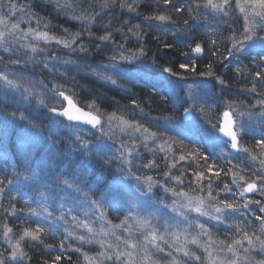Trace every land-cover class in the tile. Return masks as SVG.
I'll return each instance as SVG.
<instances>
[{
	"label": "rangeland",
	"instance_id": "obj_1",
	"mask_svg": "<svg viewBox=\"0 0 264 264\" xmlns=\"http://www.w3.org/2000/svg\"><path fill=\"white\" fill-rule=\"evenodd\" d=\"M62 1L64 3V0ZM216 2L219 3V0H216ZM160 3H162V0ZM202 3L203 0H201V7L198 11L190 13L187 0L173 2L174 5H181L184 9L183 12L186 15L183 19L180 18L181 21H189L190 19L186 18L188 15H192L195 19L194 24H192L191 20L188 23L189 25L184 24L182 30H186L189 34L191 31H196V27H198L196 32V34L198 33V37L193 33L194 36L186 37L184 41L188 39V41L185 42H187L186 45H190L193 42H197L196 40L198 38L201 40V38L205 36L214 39L212 34L215 33L216 36H221V43H218V48L219 50L225 51V56L219 53L218 57H215L212 55L213 51L211 49L209 50L211 52L208 54L202 51L204 54L201 52L198 53V55L191 50L192 55L189 59L193 60L188 62L189 69L195 66V70L181 69L177 64L170 66L166 65L165 67H173V71L177 73L176 76H170L163 71V66L153 64V60H144V57L140 55L138 51H135L136 46L133 45L135 43L131 40L123 42L124 45H120L123 47H118L119 45L110 43L109 45L112 46L110 50L118 51V53H112L110 51V53L116 57V60H111V56H108L105 60L103 59L104 61L94 58L90 63V67L95 70L94 74L102 83L108 84L109 82L110 88L118 92L116 96H119L120 102L123 101L124 104H119V102H115L113 99H106L105 102L97 98L92 99L89 92L84 91L86 90L85 88H76L77 85L75 84L70 87L71 94H66L70 100L75 102L84 111H88L93 115H97V111H99L102 117V127L97 126V128L90 129L84 126L81 128L76 124H65V132L69 134L71 144L75 147V149L70 152V158L74 160L76 157H81V162H85L86 173L79 181L76 174L69 176V182H71L72 178H75L77 181V184L73 185L72 188L67 187L62 181L63 187L61 189L57 188L59 191L57 195L51 196L53 192H47L48 194L40 197L39 200L43 201L42 205L54 206L55 209L59 211L58 214L60 216L58 217L72 214L73 217L77 216V219H82L80 222L81 226L77 227V223H74L73 225L76 228H73L84 232L90 240L93 238L95 242L98 241L96 245L94 244L91 251H88L89 255L83 254V264L116 263L115 261L104 260L103 257L99 256L100 253H105L104 250L109 251V254L115 251H131L136 257L137 264H140V258L144 255V250L152 256V260L156 261L157 264H173L174 261L176 264H191L192 262L196 264H210L211 256L206 253V249L207 251L212 250V252H214V250L225 249V246L224 248H219L215 245L211 235L212 232L220 235V237L227 235V232H230V235L234 234L235 239L242 241L241 246H236L237 248L248 247L247 241L243 240L244 231H247L249 236L253 239H255L254 233L259 234L260 222L256 220V216H264V212L260 211L261 204L251 203L248 205L247 209H245L243 205L249 200H259L263 203L264 194H261L260 191H254L251 194L245 193L244 196L241 197L239 195V188L232 183L231 194L223 191L215 192L214 195L211 193V195L217 199H232L233 202L241 205V210L238 213L230 214L228 219H224L223 214L215 213L211 207V203H215V201H209V191L204 187V185L209 182L208 179L200 181L203 189L206 191H203L204 193L199 191L200 193L194 194L191 191L193 185L197 182L193 173L194 171L191 172L188 169H182V164L186 162V165L188 164L198 171L205 172V176L209 177L213 183L215 179L223 180L228 176L224 175L225 170H222L219 178L206 171L208 164H214V160L216 162L219 161L216 156L221 153L223 154L222 159L231 161L230 158H227L226 154L222 152V142L224 141L219 137V125L224 112L227 111L230 113L232 126L238 135L239 142L240 137L244 142L247 139L253 138L248 135L250 133L249 130L256 129L254 124L259 122L264 124V115H262V113H264V106L257 103V101L264 100L263 89L259 90L261 94L258 93L257 96H255L249 92L242 93L238 91L239 88L233 90L226 83L224 85L219 83L217 79V77H219V79L228 82L231 80V76L232 78L236 76L238 82H241L240 84H253L255 81V72L264 70V61L259 59V56L264 55V50H262L264 49V41L259 39V37H264V30L258 29L257 32L253 34L252 40H245L243 35L244 14L240 13L239 8L235 7L236 0H231L232 7L227 9L229 13L227 16L211 8H204ZM241 5L247 8L250 15L251 6L246 5L244 0H241ZM162 6L164 9H168L165 14L171 15L172 20L175 21L178 12L171 6H165L163 3ZM192 7L195 8V4H193ZM7 12L8 5L0 9V15H4ZM5 20L9 28L11 24L19 23L20 31L15 33L17 37L22 35L23 30L28 28L44 31L41 25L37 24L36 18L24 16L19 6H17V9L11 15L5 16ZM200 22L201 25L199 27L198 25ZM179 25L180 26L176 28V25L172 24L171 21L166 26H162L161 32L164 33V36L168 37V35H170V38L173 37V39L179 37L176 36V34L180 36L186 35L185 32L181 33V31H178V29L182 27L181 24ZM164 27L167 28L166 31ZM3 28L4 26L0 25V30H3ZM205 33L208 35H204ZM5 35L7 44L0 46V57H2V59H8L9 62L2 64L0 60V72H5L8 78L13 80L23 76L24 80L36 85V91L34 95L25 98V96L22 95V89L17 90L6 85L4 81H0V97H6L9 102L4 103L0 101V121L5 125L3 129H0L2 140L0 165L7 161L9 163L7 164L9 169L12 170V168L17 167L19 164L21 170L18 174V179L21 181V187L23 190L27 188L29 192L34 195L36 191L33 188L34 182L42 173L43 180L46 179L44 174L46 171L45 169H47V164L49 167L54 168L57 158H54L55 161H50V163H48L49 156H47L46 152H39L38 142H34V139L31 140V137L27 138V133L25 132L22 138L15 133H10V131L20 129L21 127L27 130L31 129L32 123L29 124L31 117L36 116L47 107H56L57 110L63 109L65 102L62 101L61 97H54L49 89L52 84L60 85L61 82L59 77H64L70 72V69H77L76 72L74 70L72 71L74 76L76 75L84 79L86 75L83 74L82 70L77 68L79 64H82L78 61V56H82L83 52L78 50V38L76 43L72 45V48H65L62 44L58 45L54 41L48 44H45L42 40L35 41L31 36L25 37L24 40L19 41L14 40L13 36L7 32ZM64 39L68 38L65 37ZM30 43L38 45V51L36 53L31 52L30 49L21 48L22 44L27 45ZM193 44L194 48L196 43ZM4 47H10L11 51L5 53L3 51ZM39 48L45 50L39 51ZM230 48L233 49L231 55L227 51ZM236 49H239V51ZM13 52L16 53L15 56L12 54ZM25 52L26 54H21ZM121 53L128 57H132L135 53L138 58L132 59L131 63L121 61ZM51 57H55V59ZM12 59H19L20 63L13 64L11 63ZM65 61L69 62L65 63ZM198 63L202 65L198 66ZM210 63L212 65L211 71L214 75H207L209 71L208 65ZM45 64H47V67H45ZM224 64L226 65L224 66ZM222 66L230 69L232 73L229 74L225 69L222 71L224 68ZM34 71H38V74ZM200 73H205V75L201 76ZM105 76L111 77L116 80L117 83L118 80H121L126 86L128 84H136L135 79H142L145 83H150L154 86L162 85L166 90L167 96L171 97L170 103L172 102L174 105L180 103L182 106L179 112L180 119L173 118V113L168 115L170 118L165 116V118L159 119L157 112H150L149 114L146 111H141V108L134 106L128 99H124L129 93H126L124 89L117 88L118 86L120 87V83H118V85L117 83L113 84L111 80L104 79L103 77ZM54 81H56V83H54ZM18 82L23 83V81ZM255 83L259 88L264 87V84H259L258 81H255ZM114 86H116V88ZM251 94L253 96L252 98L255 100V104L254 106L248 105L245 107L242 101ZM40 99L44 100V105L38 103ZM229 103L231 107H229ZM103 105L104 108L108 107L111 111L102 114L101 106ZM255 106L261 109V111L256 113L257 111H254ZM185 109H187V111H185ZM186 112L189 114V119L183 117ZM13 113H15V116L12 115ZM110 113H116L117 116L123 117L129 122L142 124L149 129L150 133H155L156 136L146 140L144 136L136 133L135 144H133L129 135L120 131L118 125H114L111 129L109 128L107 115ZM21 114H23L26 119H20ZM164 119H166V121H163ZM10 120H12V124L16 126L11 123L8 124L7 121ZM252 123L254 124L252 125ZM240 125H243V128H241ZM84 128H88L92 132ZM57 129H61V127ZM113 132L115 133L114 135L112 134ZM258 133L257 135L260 137L261 134L264 135V130L262 131V129H259ZM3 134L5 135L3 136ZM183 135L184 138L181 139L180 137ZM193 138V143L182 141L185 139L192 142ZM122 141L124 143L123 148L121 146ZM165 141L168 143L165 144ZM49 145L53 147L57 146L58 143L54 140ZM85 145H87V147H85ZM145 145L147 146L145 147ZM162 145L164 151L169 155L167 158L170 162L173 161V157L177 159L180 155H185L187 157L186 160L179 161L177 167H175L177 168L175 169L176 174H179L178 178L175 175V177L170 178V181L173 182L176 187L175 190L174 188L168 187L169 190L166 191V184L153 175L154 170L151 171V169L154 167H144L145 164L156 159V157H158V159L162 157L163 151L160 150ZM169 146H171V149H169ZM239 147L238 155L241 154L242 158H246V160L251 162L250 169L248 168L244 173L249 179L255 178L252 173L254 169L259 168L258 164L256 165V161H251L248 153L243 151L245 147H241V145H239ZM248 151L250 153L254 152L252 154H257L260 151L256 146V141L252 143V145H249ZM121 153H123L124 159H121ZM56 154L57 153L54 155L56 156ZM205 156L208 158L207 162L204 160ZM89 159L96 163L99 169L100 167L103 168L102 170L104 172H102L100 176H103L105 180L101 181V179H99L100 176L95 178L102 187H96L93 183L88 182V179L91 178L89 180L91 181L94 177L89 169L92 164L91 161L86 165V161ZM104 160L109 161V163L105 164ZM161 160L162 159H159V161ZM190 161L193 163L190 164ZM99 164H101V166H99ZM109 166H111V168H108ZM161 167H163V165L159 168ZM62 169L59 171L63 172ZM55 171L58 172L57 169H55ZM75 172H78V170ZM107 172L111 175L108 182L106 180L109 175H105ZM58 173H54L52 176L55 181L56 179L58 181L61 179ZM181 173H183V176H181ZM136 176H140L141 179L139 181L136 180ZM147 176H151L155 182L152 184L150 190L143 179ZM184 178H189V182L192 184L191 187L183 186L180 180ZM229 178L232 180V175ZM77 185L82 189L81 192L75 191ZM241 186H243V182H241ZM89 188L91 191H89ZM181 189H184L188 197H195L197 199L204 198L205 203L202 205V208L209 213V215H200L192 211L190 207H186V205L189 204L188 198L174 194L176 192H184L181 191ZM155 190L159 191L155 192ZM156 198H159V200L157 201ZM91 201H97L98 204L94 207L90 203ZM111 204L121 205V207L125 208L126 214L123 213L120 220L115 221L117 222L116 224L113 223V220V222H111V220L105 217L106 213H109L108 209L112 207L110 206ZM82 206H85L86 210L78 216L75 213H77ZM191 207H195L194 202ZM62 209H66V211H60ZM111 209L112 214H115V208L113 207ZM50 213L51 212L46 208L41 215H43L44 220L53 223L49 215ZM119 215L121 216L122 214ZM217 215L220 216L219 220L212 218ZM85 223L88 225V228L92 229L91 232L88 231V228L83 227ZM197 224H204L208 234L202 233L201 229L197 227ZM56 225H60V223ZM117 225H119V227H116ZM237 225L243 228L242 233L235 231ZM246 228H248V230ZM105 233L107 234L105 235ZM153 234H155L158 239L152 240ZM93 235L96 236V238L93 237ZM177 236L179 237L178 241L176 240ZM117 237H119V239H117ZM159 237H162V239ZM193 238L198 240V244L190 243ZM223 238L224 237H222L221 240ZM125 241L136 244L137 248H129L125 244ZM101 244H103V247H101ZM109 244L113 247L109 248ZM168 245H172V247ZM156 246L164 249V251H159ZM181 246L195 256L201 257L202 254L203 262L192 259L191 257H185L183 251L177 252L176 248ZM100 249L102 252L99 251ZM93 252L95 253L94 255H92ZM225 252L227 255L231 254L226 250ZM85 255L89 257L88 260H85ZM213 256L219 257L218 252L216 254L213 253ZM212 260L216 261L215 259ZM219 261H216V264H219ZM240 264H244V261H240Z\"/></svg>",
	"mask_w": 264,
	"mask_h": 264
},
{
	"label": "trees",
	"instance_id": "obj_2",
	"mask_svg": "<svg viewBox=\"0 0 264 264\" xmlns=\"http://www.w3.org/2000/svg\"><path fill=\"white\" fill-rule=\"evenodd\" d=\"M178 1L180 0H173V2H178ZM11 2L15 3L17 6H19V8L24 9L23 10L24 16L26 17L31 16L36 19L37 17H39L41 20L40 25L42 29L44 31L50 32L49 33L50 35H55L61 38L67 37L68 39H70L71 36L69 35V33L71 34L77 32L82 33V35L78 37L77 43L87 48L88 52L83 53L82 56H78L79 57L78 61L81 62L82 64H79L77 68L79 70H82L83 74H85L86 76L84 77V79L79 78L76 75L74 76L72 71L74 70L76 72L77 69H72V70L70 69V72H68V74L64 76L65 78L60 76L59 77L61 82L60 85H63L65 94L67 93L71 94L70 87L71 85L73 86V84H75L77 85L76 88L78 87L83 89L85 88L86 90L84 91L89 92V95L91 96L92 99L97 98L100 100H104V102L106 99H113L115 102H119V104H124L123 101L120 102L119 96H116L118 92L110 88L109 82L108 84L102 83L94 74L95 70H93V68L90 67L91 66L90 63L93 61L94 58L105 60L108 58V56L111 57L113 56L110 53L111 51L110 49L112 47L111 45H109L110 43L117 44L119 45L118 47H121L120 45H124L123 42L131 40L132 42L135 43L133 45L136 46L135 47L136 52L138 51L139 48H141V46L143 47L144 53L142 56L144 57V60L147 61L153 60L155 61V63L153 62V64L158 66L160 65L163 67H165L166 65L168 66L175 64L180 65L181 63L189 65L188 62L193 60V59H189V57H191L192 55L191 50L194 45L193 43H200L203 52L205 54L210 53L211 51L209 50L211 49L212 51L218 50V54L221 53L220 55H224V56L226 55L225 51L219 50L218 45L221 43L220 40L221 36L220 35L216 36L215 33L212 34L214 39L212 37L205 36L201 38V40H199L198 38L196 40L197 42L192 43L193 45L192 44L186 45L187 42L185 41H188V39L184 41V38L192 36L193 33L198 37L197 35L198 33L196 34L198 27H196V31L194 32L191 31L189 32V34L187 33L186 30H182L185 22L181 21L180 18L183 19L184 16L186 15L183 12L184 10L183 8L180 12H178V14H176L177 17L175 21L172 20V24H175L176 28H178L180 26L179 24H181L182 27H180L178 31H181V33L185 32L186 35L182 34L183 36H180L176 34V36H179L176 39H173V37L170 38V35H168V37L164 36V33L161 32V29H157L155 27V25L159 24L160 22L158 21L146 22L144 20L145 16L160 14V12L163 11L164 8L162 6V3H160V8L157 9L155 0H139V6L137 8L136 13H131L127 9H121L118 4L112 8H106L102 10L100 7L101 0H68V2L73 5V7L66 9L65 12H61V10L56 7V0H11ZM59 2L63 4L62 0H59ZM128 2L131 3L132 0H128ZM187 2L190 4L191 0H187ZM0 4H2L4 8L5 5H9V0H0ZM177 7H181V5H178ZM94 11L101 12V16L97 17L96 21L93 23V27L91 29L93 35L90 37L87 31H85V26L88 24V21L74 19L73 16L90 15L93 14ZM137 13H139V15ZM186 18L190 19L192 21V24H194L195 19L193 18L192 15L191 16L188 15ZM109 21H111V25L108 30L111 32L112 38L109 41H100L98 37L105 34L104 25H108ZM124 21H129V23H124ZM189 21H187L186 25H189L188 24ZM45 23H47L48 25L47 28L44 27ZM135 25H140V28L136 29V31L140 32L141 36L143 37L142 39L138 38L137 35H135L133 32L128 31L129 28ZM200 25L201 22L199 23L198 26L200 27ZM65 29L68 30V33H65ZM204 35H208V34L205 33ZM212 41H216L215 46L212 45L211 43ZM98 44L100 45L99 48L96 47V45ZM166 45H171V47H166ZM115 51L112 50L111 52L118 53V51L116 52ZM218 54L215 55V57H218ZM0 60L2 61V64L9 62L8 59H0ZM199 65L202 64L198 63V66ZM225 65L226 64H224V66ZM224 69L227 72H229V74L232 73L231 70L226 67H224L222 71H224ZM34 72L37 73L38 71H34ZM230 79H231L230 81L225 83L233 90L239 88L238 91H241L242 93H247L248 92L247 89L253 87V84L251 83L240 84L241 82H238L236 76L233 78L231 76ZM135 80H136L135 81L136 84H131V85L128 84L127 86L125 85V83L121 82V80H118V83H120L121 85L120 87L118 86L117 88L124 89L126 93H129L128 96H126L129 98L124 97V99H128L129 102L136 101L139 105L138 108H141L142 111H146L149 114L150 112L151 113L157 112L159 119L165 118V116L170 118L168 116L170 115V113H173V118L180 119L179 112L182 109V106L180 105V103L176 105H174L172 102L170 103L171 97L167 96L166 90L163 88L162 85L154 86L151 85L150 83H145L144 80L142 79H135ZM54 83H56V81H54ZM258 83L262 84L260 81H258ZM114 87L116 88V86ZM260 89L264 90V87L259 88V86L257 85L256 91L249 93H252L255 96H257V94L260 93L259 92ZM72 91H73V87H72ZM252 94L250 96H247V98H245V100L242 101L245 104V107H247L248 105L254 106L255 100L252 98L253 97ZM0 101L4 103L8 102L6 97H0ZM101 107H102L101 109L102 114L111 111L108 107L104 108V105ZM48 108L49 107H47L42 112H39L36 116L31 117L30 119L32 123L31 124L32 126L30 125L32 127L31 129L27 130L21 127L20 129L10 131V133H15L22 138H23L22 135L25 132L27 133V138L31 137V140L34 139L33 140L34 142H38L39 152L42 153L46 152L47 156H49L48 163H50V161H55V159L57 158L54 168L49 167L47 164V169H45L46 171L44 174V177L46 179L43 180V173H42L38 176V179L34 182L33 188L36 190L34 195L31 194L27 188H24L23 190L21 187V181L20 179H18V174L21 170L19 168L20 167L19 164L17 165V167L12 168V170L9 169L7 165L9 163L7 161L5 163L4 162L1 163L0 165V181H3L2 187L4 189L3 192H0V253H3L5 259L9 260V264H16V262L11 261L10 258L8 257V253L11 252V247L9 246L8 241L10 240L12 244H15L16 241L23 234L24 229L34 230L37 227V223H40L45 229V232L42 234V242L32 241L30 237H25L24 241L21 242V246L24 248V251L28 253V256L23 261H20V264H52L53 258L57 255L62 256V260L60 264H83L82 263L83 254L89 255L88 251H91L92 247H94V244L96 245V243L98 242V241L95 242L93 238H91V241H93L92 243L81 242L77 239V237L83 235L86 237L87 240H90L88 236L84 234V232L78 229L77 230L74 229L76 227H74L73 225L74 223H77V221L81 222L82 219L81 220L77 219L76 218L77 216L75 214L79 216L80 213H83V211L86 210L85 206L80 207L79 211L74 214L76 217H73L72 214H69L68 216L58 217L60 216L58 214L59 211L56 210L54 206H47V205L45 206V204L42 205L43 201L39 200L40 197L47 195L51 191L53 192L51 196L57 195V193L59 192L57 188L61 189L63 187L62 181L69 180L70 179L69 176L76 174L78 176L77 179L79 181V179L81 180V177H84L86 173V169L84 165L85 162L84 163L81 162V157H76L74 160H71L70 158L71 156L70 152L71 150L75 149V147L71 144V140L69 138L70 136L68 133L65 132L64 129L65 124H70V123L63 122L62 120L56 118L54 115L52 116L51 113H49ZM254 111L255 112L257 111L256 113H258L259 111H261V109L255 106ZM163 121H166V119H164ZM1 122L2 121H0V123ZM12 122H13L12 120L7 121L8 124L10 123L12 124ZM253 124L254 123H252V125ZM254 125L256 126V129L249 130L250 133L248 135L253 137V138L250 137L252 140L247 139L244 142V140L242 141L240 137V142L238 141V144L241 145V147L243 146L248 150H249V145H252V143L260 139V137L263 135L261 134L259 137L257 133L259 129H262V131L264 130V124L259 122ZM79 126L83 128V126L81 125ZM4 127L5 125L1 123L0 129H3ZM58 127H61V129H57ZM84 129L89 132H92L88 128H84ZM4 135L5 134H3V136ZM184 135L181 136L180 138L183 139ZM54 140L55 142L58 143V145L52 147L49 144H51V142ZM1 141L2 140L0 136V149L2 145ZM182 141H186L187 143H193L194 138L192 139V142L185 139ZM222 143H223L222 152L226 154L227 158H230L231 163H229V161H225L224 159H222L223 154L221 153L216 156L219 159V161L216 162L214 160L213 162L211 160L214 163L213 165H215V168L217 169L219 168V170H223V171L225 170L224 173H226L228 172L229 168H232L233 165H236L237 167L233 168V172H237L241 175L243 174L246 176L244 172L245 170H248V168L250 169L251 162L246 160V158L245 159L242 158L241 154L238 155L239 149L237 152L233 153L231 149L229 151L228 148L229 144H227L225 141ZM55 153H57L56 156L54 155ZM1 154H2V150H0V157ZM166 154L167 157H169L168 153H166L165 151L162 152V157L159 158L162 159L161 161H159L158 157L152 160L153 162L152 167L154 168L151 169V171L154 170L153 175H155V177H158V180L165 183L168 190L169 188H174L175 190L176 187L174 186V183L170 181V178L175 176L178 178L179 174H176L175 172V169L177 168H173V169L169 168V164H171L173 161L170 162L168 158L167 161V159H165ZM90 161L91 159L87 160L86 165H88ZM258 162L259 160L256 161V165L258 164V166H260ZM91 163L92 164L89 169L91 170V174L94 175V177L92 178L91 181H89L91 178L88 179V182L93 183L96 187L99 186L102 187L101 184H98L95 178H97L98 176H100L102 172H104L102 170L103 168L100 167L99 169L97 167V164L94 163L93 161H91ZM185 163L182 164L183 170L188 169L191 172L197 171V169L193 168L192 166H189L188 164L186 165ZM191 163L193 162L190 161V164ZM161 165H163V167L159 168ZM177 165L178 163L176 164V167ZM99 166H101V164H99ZM108 168H111V166H109ZM55 169H57L58 172H61L59 170L62 169L63 172L58 173L55 171ZM77 170L78 172H75ZM165 172H168V175H164ZM54 173H58L60 175L61 177L60 181H58L57 179L56 181L54 180V177H52ZM107 174L109 175V177L106 180L108 182L111 175L109 172H107L105 175ZM227 175L228 176L223 180H219V179L214 180L215 182L212 184V190H211V193L213 195L215 194V192L221 191L224 184H229L231 186L232 180L229 177H231L232 173H228ZM100 177L99 179H101V181L105 180L103 176ZM246 178L248 177L246 176ZM251 179H255V178H251ZM9 181H11V183H9ZM189 181H190L189 178H184L180 180V182L183 183V186L191 187L192 184ZM199 185H201V182H199ZM199 185L197 182L196 184L193 185L192 187L193 189H191L192 193L197 194L199 191L201 193H204L203 191H206L205 189L201 191ZM204 187L209 191L208 183L205 184ZM157 191L155 190V192ZM181 191H184V189H181ZM12 197H15L16 199H12ZM156 199L157 201L159 200V198ZM229 201H232V199H230ZM110 206H112L111 208L113 207L115 208L116 213L112 214V209L109 207L110 208L108 209L109 213H106L105 217L111 220V222L114 221L113 223L116 224L117 222L115 221L120 220V218L123 216V213L126 214L125 208L121 207V205H115V204H111ZM13 207L15 208L14 214L9 215L5 213V209H8L9 212H11ZM46 208L51 212L49 215L51 216L53 223L51 221L44 220L43 215H41L43 211L46 210ZM30 210H34L36 212V215H32ZM60 211L65 212L66 209H62ZM119 214L122 215L120 216ZM57 222L60 223V225H56L58 224ZM5 225H7L9 229H11V232L8 234L7 238L5 237ZM241 229L242 231L240 233L243 232V228ZM246 229L248 230V228ZM249 230H254V229H249ZM69 232L72 233V236L68 235ZM211 235L215 245L218 246L219 248H224V246H226L227 244H231L233 239H235L234 234L230 235V232H227V235L221 237L218 234H214V232H212ZM93 237L96 238V236L94 235ZM222 237L224 238L221 240ZM61 241H64L63 248L60 247ZM220 241H223L224 244L221 245ZM49 245H51V247H49ZM77 248H79L80 250L76 251ZM244 248L247 247L237 248V251L241 255H243ZM99 251L102 252L101 249ZM104 251L105 253H109V251L107 250ZM215 252L216 253L218 252L219 257H214L216 255L213 256V253L216 254ZM206 253L211 254V258L215 259L216 261L232 258L231 254L228 255L226 254L225 249L214 250V252H212V250L206 251ZM94 254L95 253L93 252L92 255ZM201 257L202 258L200 262H203L202 254ZM255 258L259 259L260 257L256 256ZM191 264H196V263L192 262Z\"/></svg>",
	"mask_w": 264,
	"mask_h": 264
},
{
	"label": "snow or ice",
	"instance_id": "obj_3",
	"mask_svg": "<svg viewBox=\"0 0 264 264\" xmlns=\"http://www.w3.org/2000/svg\"><path fill=\"white\" fill-rule=\"evenodd\" d=\"M160 2L161 0H155L156 3V7L157 9L160 8ZM246 5L251 6V14L249 15V12L247 10V8L245 6L241 5V0H236V4L235 7L239 8L240 13L244 14V27H243V35H244V39L245 40H252L253 39V34L257 32L258 29L260 30H264V0H244ZM162 3L165 6H171L175 8L176 12H180L182 10V6L181 7H177L176 5L173 4L172 0H162ZM119 5V7L121 9H127L129 12L131 13H136L137 12V8L139 6V0H132L131 3L128 2V0H101L100 2V7L101 9H106V8H112L116 5ZM195 4V8L192 7V5ZM202 6L204 8H211L213 10H215L216 12H221L223 13L225 16L229 15L227 9L232 7L231 4V0H219V3L216 2V0H203ZM56 7L58 9L61 10V12H65L66 9L72 8L73 5L70 4L68 2V0H64V3L61 4L59 2V0H56ZM201 7V0H191V3L189 4L188 10L189 12H193V11H198L199 8ZM3 8V5L0 4V9ZM17 9V5L13 2H11V0H9V5H8V12L5 13L4 15H0V25H3L4 28L3 30H0V46H3L5 44H7V38L5 33L7 32L8 34L12 35L14 40H19L22 41L24 40L25 37L31 36L33 38V40L35 41H44L45 44H48L50 42H55L56 44H62L65 48H72V45L74 43H76L77 38L80 37L82 35V33L77 32L74 34L69 33V35L71 36L70 39H64L61 37H57L55 35H50L48 31H40L37 29H33V28H28L26 30H23L22 35L20 36H16L15 33L17 31H20V27H19V23H13L11 24V27L9 28L7 25V22L5 20V16L7 15H11L15 10ZM21 11H23V9H21ZM168 11L167 8H165L162 12H160V14H154L151 16H145L144 20L146 22H152V21H158L160 22L159 24H156L155 27L157 29H161L162 26H166L168 23H170L172 21V17L171 15L165 14ZM139 15V13H137ZM101 16V12H93V14L90 15H81V16H73L74 19H78V20H87L88 24L85 26V31H87L88 35L91 37L93 35L91 29L93 27V23L96 21L97 17ZM37 24L41 23V20L39 17H37L36 19ZM124 23H129V21H124ZM185 24H187V21H185ZM111 25V21H109L108 25H104V29H105V34L101 35L98 37V39L100 41H109L112 38V34L111 32L108 30L109 27ZM44 27L47 28L48 25L47 23L44 24ZM140 25H135L131 28L128 29L129 32H133L135 35H137L138 38H143L140 34V32L136 31V29H139ZM164 30L166 31L167 28L164 27ZM65 33H68V30L65 29ZM259 39H261L262 41H264V37H259ZM213 46H215L216 41H212L211 42ZM97 48L100 47V45H96ZM122 47V46H121ZM166 47H171V45H166ZM21 48H25V49H30L31 52L36 53L38 51V45L37 44H27V45H21ZM45 49L43 48H39V51H44ZM78 50L80 52L83 53H87L88 49L85 48L83 45H79L78 46ZM237 51H239V49H236ZM264 50V49H262ZM3 51L5 53H8L11 51L10 47H4ZM19 51V50H17ZM192 51L194 53H201L203 51L201 44L200 43H196L195 47L192 48ZM229 52V54L231 55L233 52V49H228L227 50ZM138 52L140 55H143L144 53V49L141 46V48L138 49ZM14 56L16 55L15 52L12 53ZM22 55L26 54L25 53H21ZM218 54V50L217 51H213L212 55L215 56ZM53 59H55V57H51ZM138 58L136 56V54L134 53L132 57H128L125 56L123 53H121L120 55V60L121 61H127L129 63H131L132 59ZM0 59H2V57H0ZM111 60L115 61L116 57L113 56L110 58ZM259 59L261 61H264V55L259 56ZM69 61H65V63H68ZM155 63V61H153ZM11 63L13 64H18L20 63L19 59H12ZM45 67H47V64H45ZM179 67L181 69H188V70H195V66H192L191 69H189V65L181 63L179 65ZM208 73L207 75H214V73L211 71L212 69V65L211 63L208 65ZM163 71L168 73L170 76H176L177 73H175L173 71L172 68L170 67H164ZM201 76L205 75V73H200ZM255 81H260L262 84H264V70L262 71H257L255 72ZM106 80H111V83L116 84L117 81L112 79L109 76H105L103 77ZM217 79L219 80V83H221L222 85L225 84L224 80L219 79V77H217ZM0 81H4V83L8 86H11L17 90H21L22 89V95L25 96V98H27L28 96H32L35 94L36 91V85L33 83H30L26 80H24L23 76L17 77L16 80L13 79H9L8 75L5 72H0ZM18 81H23V83H20ZM255 81L253 82V87L250 89H247L248 92H255L256 91V83ZM49 91L53 94L54 97H63L64 100H69V97L65 94V90L63 88V85H58V84H52L51 88L49 89ZM39 104L44 105V100L40 99L38 101ZM69 103H71V101H69ZM134 106L139 107L138 103L136 101L132 102ZM257 103L261 104L262 106H264V100H260L257 101ZM73 107H75V105H73ZM229 107H231V104L229 103ZM49 112L52 113H57L58 110L56 107H49L48 108ZM77 112H80V109H76ZM142 111V109H141ZM185 111H187V109H185ZM59 115L65 116L68 118L69 121H74V120H79L82 118L81 115H73L71 114L68 110H64L62 112L58 113ZM13 116H15V113L12 114ZM83 115V114H82ZM224 117L227 119L230 116L229 112H224L223 113ZM262 115H264V113H262ZM101 115L99 113V111H97V115L94 116H89L87 121L88 123L93 124V126H101ZM20 119H26V117L21 114ZM29 123H31V121H29ZM107 123L109 125V128L111 129L114 125H118L120 128V131L125 132V134L129 135V138L133 141V144H135V134L139 133L142 136H144V139H152L156 136L155 133H150L149 129L144 127L142 124H138V123H133V122H129L127 120H125L123 117H119L116 115V113H110L107 115ZM34 126V125H33ZM241 128H243V125H240ZM221 132H224L226 135H228L231 138V147L233 149H237L239 144H238V135L236 133V131L233 129L231 130H226L225 127H221L220 128ZM113 135L115 134L114 132L112 133ZM165 144H167L168 142L165 141ZM121 146L122 148L124 147V143L123 141L121 142ZM147 145H145L146 147ZM256 146L259 148V152L257 154H252L248 151V149H243V151L245 153H248L249 158L251 159V161L255 162L257 160H259V168H256L253 170V176L255 177V179H248L246 178L244 175H241L237 172H233V168L237 167L236 165H233L232 168L228 169V172L224 173V175H227L228 173H232V181L231 183L233 185H236L237 188H239V195L241 197L244 196L245 193H251L254 191H260L261 194H264V135L261 136L260 139L256 140ZM85 147H87V145H85ZM169 149H171V146H169ZM161 151H164L163 145L161 146ZM198 155V153H197ZM125 157L123 156V153H121V159H124ZM165 159H167V154L165 156ZM187 157L185 155H180L178 157V159L176 157H173V162L171 164H169V168H175L176 164L179 163V161H184L186 160ZM207 157H204L205 162H207ZM105 164H108L109 161L105 160L104 161ZM229 163H231L229 161ZM153 166V162L149 161L148 164H145L144 167H151ZM207 172L211 173L212 175H214L215 177L219 178L221 176V172L222 170L219 169H215V165L213 164H208L207 167ZM164 175H168V172H165ZM194 175L196 177V181L199 185V182L204 180V179H208V189H209V201H215V203H211V207L213 208L215 213L218 214H223L224 219H228L230 214H235L238 213L241 210V205L239 203H235L233 201H229L228 199H217L216 197L211 195V190H212V184L213 181L209 178L205 176V172L202 171H195ZM181 176H183V173H181ZM136 180H140L141 177L140 176H136L135 177ZM145 183L147 184L148 189L150 190L152 187V184L155 183L153 181V178L151 176H147L143 178ZM241 182H243V186H241ZM9 183H11V181H9ZM63 183L69 187L72 188L73 185L77 184V181L75 178L71 179V182H69V180H65L63 181ZM3 185V181H0V192H3L4 189L2 187ZM200 190L203 191V186L199 185ZM75 191L77 192H81L82 189L77 185L75 187ZM89 191H91V189L89 188ZM166 191H168V189H166ZM221 191L226 192V193H232V188L229 184H224L223 188L221 189ZM175 195L178 196H184L188 198L189 204L186 205V207H190L192 211H195L197 213H199L200 215H209V213H207L206 211L203 210L202 205L205 203L204 198H200L197 199L195 197H188V194L185 192H176L174 193ZM12 199H16L15 197H12ZM86 199V197H85ZM193 202L195 203V207H191V205L193 204ZM94 207L98 204L97 201H91L90 202ZM251 203H256V204H261V208L260 211L264 212V203H262L261 201L257 200V201H246L243 205V207L245 209H247L248 205ZM32 215H36V212L34 210H30ZM15 212V208L13 207L12 211L9 212L8 209H5V213L6 214H14ZM213 219L219 220L220 216H213ZM75 220V218H74ZM256 220H258L260 222L259 224V234H255V239H253L251 236H249L248 232L244 231L243 232V240H246L248 243V247L243 249V255H241L238 251H237V247L236 246H241L242 241L241 240H237V239H233L231 244H227L225 246V250L229 253H231L232 257L231 259H222L219 261V264H240V261H244L245 264H264V216H256ZM123 223V221H122ZM81 224L79 221H77V227H80ZM83 227L88 228V225L85 223L83 224ZM116 227H119V225H117ZM197 227H199L201 229V232L204 234H208L207 230L205 229L204 224H197ZM231 227V226H230ZM88 231L91 232L92 229L88 228ZM236 231L237 232H241L242 229L240 227V225L236 226ZM11 232V229H9L7 227V225H5V237L7 238L8 234ZM45 232L44 227L40 224L37 223V227L32 230V229H24L23 230V234L20 236V238L16 241L15 244H12L11 241L9 240V246L11 247V252L8 253V257L10 258L11 261H15L16 264H20V261H23L27 256L28 253L26 251H24V248L21 246V242L24 241L25 237H30L32 241H41L42 242V234ZM107 233H105L106 235ZM69 236H72V233L69 232L68 233ZM160 239H162V237H159ZM77 239L81 242H87V243H92L93 241L91 240H87L85 236L81 235L79 237H77ZM117 239H119V237H117ZM158 239V237L153 234L152 235V240H156ZM176 240H179V237H176ZM190 243L192 244H198V240L196 238H193ZM125 244L132 249L137 248V245L134 243H129L128 241H125ZM220 244L223 245L224 242L220 241ZM169 247H172V245H168ZM49 247H51V245H49ZM61 248L64 247V241H61ZM101 247H103V244H101ZM109 248H112L113 246L111 244L108 245ZM158 248L159 251L163 252L164 249L159 248L158 246H156ZM80 249L77 248L76 251H79ZM177 252L183 251V254L185 257H191L192 259L195 260H201L200 256H195L193 253H190L188 250L183 249V247H178L176 248ZM207 251V249H206ZM251 253V255H250ZM211 256V254H209ZM100 257H103L104 260L107 261H115L116 264H137L136 261V257L133 255V253L131 251L129 252H121V251H115L111 254L109 253H100L99 254ZM259 256V259H256L255 257ZM89 257L87 255H85V260H88ZM62 260V256L61 255H57L53 258L52 260V264H60ZM157 264L156 261L152 260V256L146 251L144 250V255L140 258V264ZM0 264H9V260H6L4 257L3 253H0ZM173 264H176V262L174 261ZM210 264H216V261L212 260L210 258Z\"/></svg>",
	"mask_w": 264,
	"mask_h": 264
},
{
	"label": "water",
	"instance_id": "obj_4",
	"mask_svg": "<svg viewBox=\"0 0 264 264\" xmlns=\"http://www.w3.org/2000/svg\"><path fill=\"white\" fill-rule=\"evenodd\" d=\"M196 55H198V53H196ZM62 101L65 102V105L63 107V109L61 110H58L57 113H52V112H49L51 113V115L53 116H56L58 119L62 120L63 122H66V123H71V124H79V125H82L84 127H88L90 129H94V128H97V126H93V124L91 123H88L86 122L88 117L89 116H94L92 113L88 112V111H84L83 109H81L75 102H73L72 100H64V98L62 97L61 98ZM69 101H71V103H69ZM73 105H75V107H73ZM80 109L81 111L80 112H77L76 109ZM64 110H68L71 114L73 115H81L82 118L79 119V120H74V121H69L67 117L65 116H62V115H59L58 113L59 112H62ZM227 112V111H226ZM83 114V115H82ZM223 115V114H222ZM183 117H185L186 119H189V114L188 112H186ZM220 128L221 127H225L226 130H231L233 129V126H232V119H231V115L229 116V118H225L224 115L222 116V120H221V123H220ZM219 137H221L227 144H229V148L231 149V151L233 153L237 152L239 147L237 149H233L231 147V138L226 135L224 132H221L219 130ZM252 193V192H251ZM251 193H247V194H251Z\"/></svg>",
	"mask_w": 264,
	"mask_h": 264
}]
</instances>
